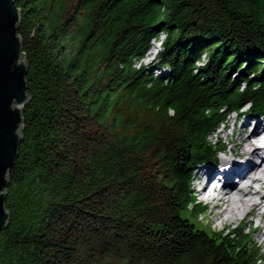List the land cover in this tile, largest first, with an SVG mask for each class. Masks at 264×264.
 I'll return each instance as SVG.
<instances>
[{
    "label": "trees",
    "instance_id": "trees-1",
    "mask_svg": "<svg viewBox=\"0 0 264 264\" xmlns=\"http://www.w3.org/2000/svg\"><path fill=\"white\" fill-rule=\"evenodd\" d=\"M14 1L29 101L0 264H260L197 225L191 186L230 114L264 120V0ZM159 34L165 76L136 65Z\"/></svg>",
    "mask_w": 264,
    "mask_h": 264
},
{
    "label": "bare ground",
    "instance_id": "bare-ground-1",
    "mask_svg": "<svg viewBox=\"0 0 264 264\" xmlns=\"http://www.w3.org/2000/svg\"><path fill=\"white\" fill-rule=\"evenodd\" d=\"M235 132L239 134L237 140ZM219 133V148L224 152L217 162L203 166L198 180L204 187L219 176L226 182L220 190L208 189L207 185L194 192L203 198L199 200L208 208L215 230L229 229L235 223L248 225L255 236L253 241L264 248V126L261 120L253 122L245 116L238 125L236 119L228 121ZM222 139L228 143L220 144Z\"/></svg>",
    "mask_w": 264,
    "mask_h": 264
},
{
    "label": "water",
    "instance_id": "water-1",
    "mask_svg": "<svg viewBox=\"0 0 264 264\" xmlns=\"http://www.w3.org/2000/svg\"><path fill=\"white\" fill-rule=\"evenodd\" d=\"M20 10L14 0H0V232L8 226L5 199L22 139L23 110L29 97L27 65L17 34Z\"/></svg>",
    "mask_w": 264,
    "mask_h": 264
},
{
    "label": "rangeland",
    "instance_id": "rangeland-1",
    "mask_svg": "<svg viewBox=\"0 0 264 264\" xmlns=\"http://www.w3.org/2000/svg\"><path fill=\"white\" fill-rule=\"evenodd\" d=\"M163 38H164V35L159 34V37L157 39H153L150 42V47L146 51L144 56L139 61L136 62V65L144 67L146 69L147 73L152 72L153 74H155V75L157 74L160 76H165L167 74L166 70H164L163 67H161V68L155 67V63L157 61L156 54L161 48L160 45H161V41L163 40ZM205 60H206V58H202V63L205 62ZM245 111H246V108L241 113H244ZM245 116H249L251 121H253V122L261 120L262 125L264 126V120L262 118H259L257 115H249V114H244V115L241 114V116L237 115V114H230L227 117V120L224 123V125L228 121H231L234 119H236V124L238 125L242 121V119L245 118ZM232 126H233L232 124H230V126H229V133H231V134H232ZM221 129H223V126H220L219 130L217 132H215L214 135L209 137V141H211L213 143H218L217 134L219 133V131ZM219 134H221V133H219ZM233 135H234V138L236 140L239 138V134L237 132L233 133ZM221 143L227 144L228 141H227V139H222V142H220V144ZM218 156H220V154ZM196 175L198 177V172ZM199 183L200 182H196V183L192 184V186H191L192 191H197ZM199 199H203V198L198 197L197 201L200 202L203 206H205L203 204V201H201ZM212 222H213V219H211V217L209 216L208 208H206V211L204 212V214H202L200 219L197 221V225L200 226L201 228L205 229L210 234H212L213 232H221V233L226 234L227 236H232L236 231H241L247 235V237H248L247 241H248L249 246L252 247L253 249H257L259 251V254H261L264 257V248L259 247L253 241L255 236H254L253 232L250 231L251 228L248 225L235 223L231 227H229V229H224L222 231H218V230L214 229V225ZM260 264H264V260H262Z\"/></svg>",
    "mask_w": 264,
    "mask_h": 264
}]
</instances>
